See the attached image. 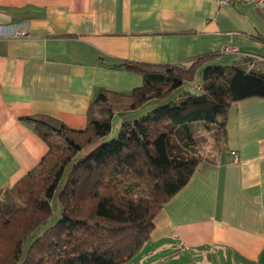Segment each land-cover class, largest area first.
I'll list each match as a JSON object with an SVG mask.
<instances>
[{
    "label": "crops",
    "instance_id": "obj_1",
    "mask_svg": "<svg viewBox=\"0 0 264 264\" xmlns=\"http://www.w3.org/2000/svg\"><path fill=\"white\" fill-rule=\"evenodd\" d=\"M259 9L264 2L252 0H0V190L47 151L19 118L45 114L83 129L99 89L142 85L112 67L123 60L183 65L224 47L230 61L264 59ZM217 138L213 162L201 161L157 213L150 242L128 264H196L209 248L204 264H264V99L234 102Z\"/></svg>",
    "mask_w": 264,
    "mask_h": 264
},
{
    "label": "trees",
    "instance_id": "obj_2",
    "mask_svg": "<svg viewBox=\"0 0 264 264\" xmlns=\"http://www.w3.org/2000/svg\"><path fill=\"white\" fill-rule=\"evenodd\" d=\"M258 13L264 19V9ZM222 54L183 65L114 63L140 75L142 85L128 94L99 89L83 129L45 114L19 118L33 125L47 151L0 190V264H128L137 257L150 242L157 213L201 161L213 162L206 147L211 138L220 144L217 133L232 104L264 99V60L230 61ZM250 63L256 66L248 69ZM196 78L199 94L171 100ZM150 101L145 115L122 121L118 134L105 140L114 114Z\"/></svg>",
    "mask_w": 264,
    "mask_h": 264
},
{
    "label": "rangeland",
    "instance_id": "obj_3",
    "mask_svg": "<svg viewBox=\"0 0 264 264\" xmlns=\"http://www.w3.org/2000/svg\"><path fill=\"white\" fill-rule=\"evenodd\" d=\"M198 82H199V79L196 78L193 82H189V83H186V84L182 85L172 95L171 100L182 99L184 97L183 96L184 94H187V95L199 94L200 91L195 89L196 83H198ZM152 103H154V102H152V101L147 102L144 105L145 106L144 108H141L140 111L139 110L138 111H134V113L133 112H129V113L117 112L116 114H114V116L112 118L110 134L105 138V140L106 139H111V138L115 137L118 134L119 126H120V123L122 121L137 119V118L145 115L147 113V111H149L151 109V107L153 105ZM217 145H218V143L215 142L213 138H211V139H209V144L206 147V149H207L208 152H212ZM86 151H88V150H85V152ZM59 213H57L56 215H53L49 219L48 225H52V224H54L57 221V219L59 217ZM215 250L216 249H213V248L204 249L199 254L198 259H200V260H196L195 261V262H197L196 264H204V260L206 259V257L210 256V255H213L215 253ZM206 253H210V254H206ZM193 260H195V259H192V261Z\"/></svg>",
    "mask_w": 264,
    "mask_h": 264
},
{
    "label": "built area",
    "instance_id": "obj_4",
    "mask_svg": "<svg viewBox=\"0 0 264 264\" xmlns=\"http://www.w3.org/2000/svg\"><path fill=\"white\" fill-rule=\"evenodd\" d=\"M215 1L217 2V4H218L219 7H224V6H226L232 0H215ZM252 2H253V4L255 6H258V5L262 4L264 2V0H252ZM15 34L18 35V36H21V37H24V36L27 35L26 32H25V30L24 29H21V28L18 29ZM231 51L232 50L230 48H228V47H224L222 49V53L223 54H229V53H231ZM258 59L264 60L262 58H258Z\"/></svg>",
    "mask_w": 264,
    "mask_h": 264
}]
</instances>
